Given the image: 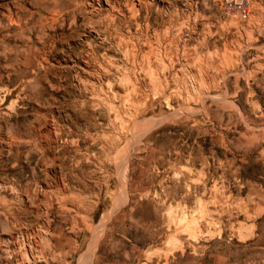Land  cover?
Wrapping results in <instances>:
<instances>
[{
	"label": "rangeland",
	"instance_id": "374dc122",
	"mask_svg": "<svg viewBox=\"0 0 264 264\" xmlns=\"http://www.w3.org/2000/svg\"><path fill=\"white\" fill-rule=\"evenodd\" d=\"M248 4L0 0V264H118L140 249L95 245L119 240H151L152 264H264Z\"/></svg>",
	"mask_w": 264,
	"mask_h": 264
},
{
	"label": "crops",
	"instance_id": "0c3cea01",
	"mask_svg": "<svg viewBox=\"0 0 264 264\" xmlns=\"http://www.w3.org/2000/svg\"><path fill=\"white\" fill-rule=\"evenodd\" d=\"M122 246L133 249V248H139L138 251H123L122 254V262L118 264H140V263H146V264H152L156 263L155 257H151L149 260H145L143 257L144 252L146 251V248H154L152 241L149 242H141L136 240H119V241H98L95 245V248H100L101 246ZM136 253V254H135ZM99 255L100 252L95 250L93 251V255L90 256L89 261H87V264H98L99 263Z\"/></svg>",
	"mask_w": 264,
	"mask_h": 264
},
{
	"label": "built area",
	"instance_id": "2783aa9c",
	"mask_svg": "<svg viewBox=\"0 0 264 264\" xmlns=\"http://www.w3.org/2000/svg\"><path fill=\"white\" fill-rule=\"evenodd\" d=\"M227 9L244 19L248 16V0H224Z\"/></svg>",
	"mask_w": 264,
	"mask_h": 264
},
{
	"label": "bare ground",
	"instance_id": "6f19581e",
	"mask_svg": "<svg viewBox=\"0 0 264 264\" xmlns=\"http://www.w3.org/2000/svg\"><path fill=\"white\" fill-rule=\"evenodd\" d=\"M90 54V53H89ZM90 56V55H89ZM86 64V63H85ZM108 67V66H107ZM126 69V68H125ZM101 71H102V68H101ZM105 71V70H104ZM122 73H123V71H122ZM106 74H107V72H106ZM109 74V73H108ZM99 75V74H98ZM109 75H111V74H109ZM125 76V75H124ZM112 80V79H111ZM120 80V79H119ZM108 82H110V81H108ZM113 85H115V83L113 84ZM111 86V85H110ZM101 88V87H100ZM101 90V89H100ZM93 92H95V90L93 91ZM101 92H102V90H101ZM107 92V91H106ZM98 93H100V92H98ZM96 94V93H95ZM100 94H102V93H100ZM99 95V94H98ZM99 97V96H98ZM102 99V98H101ZM100 100V99H99ZM103 100V99H102ZM110 109V108H109ZM104 110V109H103Z\"/></svg>",
	"mask_w": 264,
	"mask_h": 264
}]
</instances>
